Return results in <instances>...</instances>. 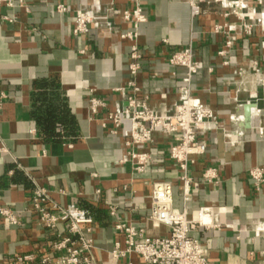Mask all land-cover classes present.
<instances>
[{"label": "crops", "instance_id": "crops-1", "mask_svg": "<svg viewBox=\"0 0 264 264\" xmlns=\"http://www.w3.org/2000/svg\"><path fill=\"white\" fill-rule=\"evenodd\" d=\"M25 2L28 9L0 5V207H10L20 218L19 225L7 227L0 216V262L14 263L23 253L40 259L55 240L31 210V196L39 186L48 190L51 202L79 205L98 220L95 257L104 259L119 237L108 212L111 204L119 205L121 219L146 227L148 234H168V227H153L149 221V182L167 180L173 183L175 206L186 207L190 217L198 218L203 206L219 208L215 220L220 226L191 232L207 248L211 264H264V232H257L264 221V183L256 190L249 175L250 168L264 167V35L256 30L244 37L235 27V46L222 57L218 51L225 36L213 33L214 25L236 19H225L219 6H205V14L193 17L187 0H141L149 19L140 28L143 68L135 80L150 106L171 110L185 70L167 58L192 45L201 62L193 82L197 95L219 119V128L205 134L207 154L191 166L193 193L185 202L168 138H156L149 166L135 175L130 164L121 163L124 137L112 134L91 114L90 89L107 99L108 110L126 105L113 88L132 79L131 42L121 33L131 27L122 12L134 6L133 0ZM58 4L68 10L58 12ZM79 8L94 12L100 24L75 34ZM252 60L260 62L258 74L249 68ZM240 66L247 68L243 76L235 73ZM42 94L65 103L70 129L57 139L48 138L35 117L41 104L36 98ZM248 104L249 128L244 125ZM209 167L216 168L219 183L203 180Z\"/></svg>", "mask_w": 264, "mask_h": 264}, {"label": "built area", "instance_id": "built-area-1", "mask_svg": "<svg viewBox=\"0 0 264 264\" xmlns=\"http://www.w3.org/2000/svg\"><path fill=\"white\" fill-rule=\"evenodd\" d=\"M193 17L205 14V6H219L225 19L234 18L214 25L213 33L225 36L224 46L218 51L219 56L227 57L236 41L237 26L240 34L249 37L259 30L264 35V0H187ZM134 6L122 12L123 18L131 23L130 29L121 33V38L131 42L129 70L132 79L127 86L113 88L121 95L126 105L118 110H108V101L90 89L89 106L92 117L109 129L112 134L124 137L125 154L122 164H130L132 173L142 174L149 166L152 153L157 147L156 138L164 136L170 140V157L180 169V181L183 184V199L188 202L193 193V178L190 169L197 158L208 152L209 144L205 139L208 130L219 128L216 112L197 95L194 77L201 69V62L196 58L194 47L173 51L167 58L169 64L185 70L177 87V99L170 111H160L149 104V96L144 94L136 82V77L143 68L144 54L140 50L139 35L141 25L148 21V13L141 0H133ZM0 5L8 7H26L25 0H0ZM58 12L68 10L64 4L57 5ZM5 20L13 21L11 16ZM74 33L82 34L90 30L91 25L100 24L98 16L91 10L79 8L74 14ZM167 42L166 39L163 40ZM225 64H229L225 60ZM260 62L252 60L249 68L258 74ZM247 68L240 66L235 73L243 76ZM262 83V82H261ZM234 121L238 117L232 116ZM261 133L262 130H261ZM249 175L256 190H261L264 183V167L249 169ZM207 183H219L216 168L209 167L203 173ZM152 188L149 221L153 227L166 226V236H152L147 228L131 220L119 217V205L108 206L112 224L119 237L106 258L97 259L94 234L98 220L91 213L76 204L60 205L51 202L50 194L44 187H37L31 196V210L38 215L41 228L47 234L56 235L50 243V249L40 259L33 253L19 254L15 262L0 264H29L36 260L38 264H211L205 245L192 235L200 226L211 228L220 226L215 220L220 212L214 206L200 208L198 218L189 216L185 207L175 206L173 183L167 180H151ZM99 195L101 190H96ZM0 216L7 227L20 224V218L10 207L1 206ZM257 232H264V221L258 225Z\"/></svg>", "mask_w": 264, "mask_h": 264}, {"label": "trees", "instance_id": "trees-1", "mask_svg": "<svg viewBox=\"0 0 264 264\" xmlns=\"http://www.w3.org/2000/svg\"><path fill=\"white\" fill-rule=\"evenodd\" d=\"M36 100L37 102H41V104L35 110V117L47 137L57 139L67 134L70 127L67 120L65 103L62 102L59 105L57 98L46 94L40 95ZM59 107L61 109L58 111Z\"/></svg>", "mask_w": 264, "mask_h": 264}, {"label": "water", "instance_id": "water-1", "mask_svg": "<svg viewBox=\"0 0 264 264\" xmlns=\"http://www.w3.org/2000/svg\"><path fill=\"white\" fill-rule=\"evenodd\" d=\"M250 108H251V105H247L246 106V114H245V120H244V125L249 128L250 126Z\"/></svg>", "mask_w": 264, "mask_h": 264}]
</instances>
